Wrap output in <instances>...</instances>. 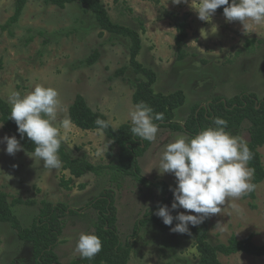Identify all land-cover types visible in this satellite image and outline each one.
I'll use <instances>...</instances> for the list:
<instances>
[{"label": "rangeland", "instance_id": "1", "mask_svg": "<svg viewBox=\"0 0 264 264\" xmlns=\"http://www.w3.org/2000/svg\"><path fill=\"white\" fill-rule=\"evenodd\" d=\"M16 1L0 0V96L8 102L13 91L24 95L38 84L56 89L60 101L56 126L61 141L73 154H85L92 163L116 162L117 146L101 131L83 130L70 122L68 107L75 94L80 93L93 110L106 115L113 127L131 123L135 75L130 67L123 74H115L118 68L128 66V39L105 31L100 34L93 14L77 3L59 8L43 0H26L17 20L7 24ZM101 3L113 22L139 33L141 47L137 59L154 71V90L183 91L185 99L174 110L173 121L183 125L193 105H206L215 97L227 99L242 92H252L258 98L264 96V24L248 21L244 28L241 22H228L216 12L208 21H202L195 10L199 0L179 5L172 0H101ZM182 19L188 24L186 55L178 60L176 23ZM94 49L99 56L86 65L84 59ZM63 120L70 122L67 129L61 127ZM248 125L245 120L228 133L247 143ZM6 135L12 136L0 127V139ZM179 137L193 138L181 129L158 127L156 139L148 141L146 150L137 158L140 175L148 183L130 176L115 181L106 173L87 172L72 177L70 188L59 184L61 177L70 176L67 170L45 168L42 161L33 159L32 153L23 149L9 155L6 144L0 143V190L8 194L9 201L16 197L36 200L33 205L12 206L24 227L31 225L42 199L61 202L73 209L83 207L80 214L67 213L63 219L59 244L54 249L60 264H67L79 255L74 249L81 233L95 234L96 211L86 204L107 188L114 191L120 241L132 242L127 264H197L199 253L191 234L173 233L170 228L146 222L132 236L136 222L163 195L156 182H163L168 190L165 195L173 197L170 189L176 186L175 177L160 173L159 164L166 145ZM258 151L264 166V145ZM221 208V213L207 218L206 241L216 245L227 243L232 235L237 239L252 235L255 244H264V181L255 185L252 197L246 194L230 198ZM179 212L196 215L183 208H178L176 215ZM218 259L221 264H264V256L241 251L218 254ZM0 264H34L31 244L20 240L6 222H0Z\"/></svg>", "mask_w": 264, "mask_h": 264}, {"label": "trees", "instance_id": "2", "mask_svg": "<svg viewBox=\"0 0 264 264\" xmlns=\"http://www.w3.org/2000/svg\"><path fill=\"white\" fill-rule=\"evenodd\" d=\"M43 1L46 4H52L59 8H64L69 3H77L83 6L86 11L93 14L101 30L100 34L105 31L128 39V66L118 68L115 74H123L127 67L132 69L135 75L132 81V102L134 105L140 102L146 103L153 109V116L156 113H163V120L153 121L158 127L181 129L189 132L194 137L207 127H216L213 121L217 117L227 121L226 132L237 129L243 121L247 120L249 122V140L246 144L253 154V158L247 165L250 169L254 170L251 182L256 185L264 181V166L261 161L260 152L258 151V147L264 145V96L258 98L252 92H242L227 99L215 97L206 105L200 107L198 104L193 105L183 125L175 122L173 121L174 110L183 104L185 99L184 93L179 89L167 93L154 90L153 84L156 80L154 71L144 66L137 59L141 47V39L135 29L113 22L101 0ZM25 2L26 0L16 1L14 12L7 20V24H11L17 20ZM216 13L223 14V6L218 8ZM187 27L188 24L185 19L179 20L176 23L175 52L178 60H182L186 55L184 47ZM98 56V50L94 49L84 59V63L90 65L97 60ZM10 112L11 106L0 96V122L2 126L12 136L16 137L25 152L32 153L35 145L26 136L21 139L16 123L9 119ZM97 118L109 122L106 115L100 111L93 110L80 93L75 94L68 107L69 121L83 130H98V126L95 124ZM131 126V123L127 122L115 128L110 123L107 129L99 130L118 148L117 160L114 163H92L85 154H73L61 141V146L58 150V156L62 161L61 168L67 170L70 176L68 178L61 177L59 184L65 188H70L72 177H80L87 172L95 175L106 173L110 176V180L115 181H118L120 177L130 176L137 181L148 183L149 181L140 175V167L137 160L146 150L148 141L134 136L130 131ZM110 155L111 149H108L107 156ZM119 184L117 185L119 186ZM155 184L163 189V195L160 201L150 210L146 211L144 216L136 222L132 236H135L139 227L146 222H153L162 228L174 227L178 223L174 220L173 225L166 226L162 222V219L155 215L159 206L166 205L171 208L173 202L172 194L165 195L168 193L165 184L160 181ZM253 194L254 191L247 195L252 197ZM35 202V199H22L19 197L9 201L8 194L0 190V222L8 223L16 231L20 240L31 244L34 264H60L54 249L59 244V237L63 229V219L67 213L71 215L80 214L79 212L83 207L73 209L61 202L53 203L42 199L38 214L33 218L31 225L24 227L13 213L12 206L22 203L33 205ZM88 206L96 211V220L94 222L95 235L101 240L102 249L91 260L82 259L78 255L67 264H127L132 249V242L126 240L124 243H121L118 236L114 191L110 188L104 189L87 202L86 207ZM176 210L171 212L173 216L176 215ZM207 222L208 219L206 218L197 226L189 225L190 234L194 237L195 247L199 253L197 264H221L218 254L230 255L238 251L253 256H264V244H255L252 240V235L241 239H237L232 235L227 243L210 244L206 241Z\"/></svg>", "mask_w": 264, "mask_h": 264}, {"label": "clouds", "instance_id": "3", "mask_svg": "<svg viewBox=\"0 0 264 264\" xmlns=\"http://www.w3.org/2000/svg\"><path fill=\"white\" fill-rule=\"evenodd\" d=\"M182 2L187 0H172L175 5ZM221 6L228 22L239 21L244 28L248 21L264 24V0H199L195 10L200 20L208 21ZM58 95L56 89L38 84L24 95L13 91L8 99L9 119L16 123L21 139L26 136L35 145L30 157L39 159L48 169H58L62 165L58 156L61 138L56 126L60 108ZM152 113L153 109L144 102L130 111V131L134 136L150 142L156 139L158 126L153 121L163 120L164 115L156 113L153 116ZM60 123L64 129L70 126L68 120ZM213 123L216 127H207L190 140L179 137L168 143L162 153L160 173L172 174L176 186L170 189L174 197L171 208L161 205L155 215L166 226L177 221L170 227L173 233L190 234L189 225L197 226L210 215L221 213V206L228 199H238L255 190L251 182L254 170L247 166L253 154L246 142L225 131V119L217 117ZM95 124L101 131L110 126V122L100 118ZM0 143L6 144L5 151L9 155L22 150L15 136L6 135ZM178 208L196 215L179 212L173 216L171 212ZM101 249V240L95 234L81 233L74 252L82 259L91 260Z\"/></svg>", "mask_w": 264, "mask_h": 264}]
</instances>
